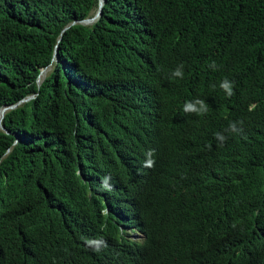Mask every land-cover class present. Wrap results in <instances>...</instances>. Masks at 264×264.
<instances>
[{
	"label": "trees",
	"instance_id": "obj_1",
	"mask_svg": "<svg viewBox=\"0 0 264 264\" xmlns=\"http://www.w3.org/2000/svg\"><path fill=\"white\" fill-rule=\"evenodd\" d=\"M23 1L25 12L0 18V109L32 96L0 122V264H92L82 231L102 227L116 240L131 224L145 241L114 264H264V245L237 251L253 209L218 203L241 192L264 205V0H103L87 26L97 0ZM119 46L144 59L132 88ZM146 61L187 76L172 81L164 69L149 83ZM191 95L212 106L208 128L236 119L249 129L195 145L177 108ZM106 178L128 189L126 204L102 199Z\"/></svg>",
	"mask_w": 264,
	"mask_h": 264
},
{
	"label": "clouds",
	"instance_id": "obj_2",
	"mask_svg": "<svg viewBox=\"0 0 264 264\" xmlns=\"http://www.w3.org/2000/svg\"><path fill=\"white\" fill-rule=\"evenodd\" d=\"M27 7V3L23 0H15L14 2L11 0H0V18H5V20L11 21L13 17H16L17 13L25 12ZM95 13L90 18L83 19L79 23L86 26L92 24L99 17H94ZM119 50L120 52L118 53V56L123 59V61L120 63L125 66L127 71V74L123 77V79H121V82L129 84V86L132 88L135 86L134 78L137 70L134 69V67L136 63L138 64V67L141 66L144 59L136 60V57L128 53L123 47L119 46ZM178 55H182L184 58L186 57L185 54L180 51L179 54L175 56ZM145 66L151 67V70L143 75V78L145 76L148 77L149 83L151 76L154 75V84L159 85L160 79L163 80L164 69H166L165 77H168V79H171L172 81L182 79L187 76V71L183 68V65H164L163 67L158 68L155 62L146 61ZM209 67L215 69V62H212ZM42 71H45V69L41 70L40 73ZM39 76L40 74L38 75V78ZM38 78L36 80L37 84H39V82L41 81H39ZM213 87H215V85ZM219 87L225 92L226 96L228 97H231L235 94L233 91L234 82L229 81L227 78L223 79L220 82ZM139 92L140 90L138 91V94ZM29 98L31 99L32 96H29ZM253 106L254 103L251 102L249 104V108ZM177 108L178 112L182 116H184V118H186L184 129L189 134L192 141H194L195 145L202 144L203 142L208 143L209 141L219 142L221 145L226 139L225 136L231 137L242 135L249 129V127L247 126V122L236 119L229 120L223 128H208L203 120L209 118L212 106L207 100L197 95L188 96L182 101L179 106H177ZM156 120H158V115L150 116L146 120V125H144V127L146 129L154 127L156 125ZM2 131H4V129ZM225 132H227V134H225ZM152 150L153 152L156 150V148L153 147V141ZM152 154V152L149 153V155ZM149 155H147L140 163V170L145 169L143 173H149L151 170V166H153L154 164V161L151 160ZM98 193L103 196V200H109L113 196L116 197L118 201L114 203V209L117 208V204L119 201H123L126 204L130 200V193L126 187H121L116 183H109L107 182V178L105 181H103L102 185L98 187ZM86 199L89 200L90 196L87 195ZM218 203L220 204V212H228L230 211V208L236 209L240 204L243 205L244 208L247 206L253 209L252 213L246 217V219L251 223V235L241 243L240 239H238L236 236V241L238 242L237 251L239 253L243 252L244 250L252 251L255 249H260L264 245V205H251L248 197L241 192L234 193L229 197L220 196L218 198ZM111 204L112 202H110L108 206L111 207ZM104 213V209L100 211V214ZM83 214L84 209H77L74 212L72 220V223H76V227L80 230L81 227L79 222H82V220L84 219ZM216 218L217 214H215L210 219H204L201 221L199 226L213 222L216 220ZM129 223H131V221H129ZM118 236L119 237L116 240H113L110 232L104 230L102 227H98L94 230L82 231V239L80 240L79 245L82 249L96 254V256L92 258V264H114L116 259L120 255L129 250H134L141 247L143 242L145 241V234L141 232L138 225L131 224L130 226H119Z\"/></svg>",
	"mask_w": 264,
	"mask_h": 264
},
{
	"label": "water",
	"instance_id": "obj_3",
	"mask_svg": "<svg viewBox=\"0 0 264 264\" xmlns=\"http://www.w3.org/2000/svg\"><path fill=\"white\" fill-rule=\"evenodd\" d=\"M101 5H102V0H98V8H97V11L95 13V16L94 17H98L99 14H100V10H101ZM40 74V73H39ZM30 99L29 97L24 99V100H21L20 102H23L25 100H28ZM20 102H18L17 104H19ZM17 104L11 106V107H8V108H3V109H0V112L2 113L3 111L7 110V109H11V108H14ZM1 119H2V114L0 115V122H1ZM0 130H3V128L1 127L0 125Z\"/></svg>",
	"mask_w": 264,
	"mask_h": 264
},
{
	"label": "bare ground",
	"instance_id": "obj_4",
	"mask_svg": "<svg viewBox=\"0 0 264 264\" xmlns=\"http://www.w3.org/2000/svg\"><path fill=\"white\" fill-rule=\"evenodd\" d=\"M89 22H90V21H89ZM89 22H87V23H89ZM44 73H45V71H42V72L40 73V76H39V78H38L39 81H40L41 78L43 77ZM3 112H4V111H3ZM3 112H2V113L0 112V115L3 114Z\"/></svg>",
	"mask_w": 264,
	"mask_h": 264
},
{
	"label": "rangeland",
	"instance_id": "obj_5",
	"mask_svg": "<svg viewBox=\"0 0 264 264\" xmlns=\"http://www.w3.org/2000/svg\"><path fill=\"white\" fill-rule=\"evenodd\" d=\"M45 74V73H44ZM44 76V75H43ZM43 78V77H42Z\"/></svg>",
	"mask_w": 264,
	"mask_h": 264
}]
</instances>
